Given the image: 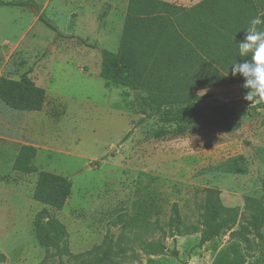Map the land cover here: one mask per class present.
Here are the masks:
<instances>
[{"label":"rangeland","instance_id":"rangeland-1","mask_svg":"<svg viewBox=\"0 0 264 264\" xmlns=\"http://www.w3.org/2000/svg\"><path fill=\"white\" fill-rule=\"evenodd\" d=\"M9 1V0H4ZM191 7L201 0H161ZM128 0H33L28 8H0V76L29 78L46 90L40 112L14 111L0 102V264H57L34 235L42 210L62 223L72 255L114 240L113 264H262L264 249L253 235L250 248L230 237L245 224L246 196L261 195L264 176V101L244 97V82L199 90L235 107L239 128L171 133L173 124L151 119L135 128L139 107L131 91L99 77L98 51L77 39L118 49ZM39 11L35 15L32 8ZM106 11L107 16L101 18ZM131 131L128 137H124ZM21 145L36 149L38 171L66 176L71 194L57 211L32 199L37 173L11 166ZM206 188L220 191L222 204L238 208L234 227L199 246V218ZM176 204L184 233L172 237ZM196 227L197 230L192 229ZM66 264H78L65 258Z\"/></svg>","mask_w":264,"mask_h":264},{"label":"trees","instance_id":"trees-1","mask_svg":"<svg viewBox=\"0 0 264 264\" xmlns=\"http://www.w3.org/2000/svg\"><path fill=\"white\" fill-rule=\"evenodd\" d=\"M33 0H0L1 7L28 8ZM107 16L106 11L101 18ZM264 21V0H202L191 7H181L161 0H128L126 16L118 49L115 52L102 49L96 41L89 42L74 35H63L43 16L38 19L57 33L58 38L77 39L82 45L99 52L101 57L99 77L106 83L128 89L139 107L137 128L151 119L162 124H173V130L160 128L154 138L171 133L182 134L192 130L203 131L220 128L236 131L240 124L235 107L213 100L210 94L196 92L244 82L241 75L232 74V66L242 63L239 43L253 27L251 21ZM264 31V23L254 26ZM30 71L18 80L0 76V102L14 111L40 112L46 102V90L30 78ZM131 131L124 137V141ZM36 149L21 145L13 160L12 171L20 174L37 173L32 199L57 211L62 210L70 194L72 184L66 177L47 171H38L32 164ZM203 212L199 218V246L204 245L231 230L238 217V208L225 207L220 191L206 188ZM245 224L230 232L250 248L248 235L252 234L264 249V176L261 195L246 196ZM169 228L172 237L184 233V227L176 204L171 208ZM34 235L47 255L57 258V264H66L65 258L78 264H113L114 240L106 239L102 246L92 251L72 255L68 248L67 231L46 210L39 212L34 221ZM192 229L197 230L196 227ZM220 260L216 264H236ZM4 259L0 253V262ZM264 264V259L262 261Z\"/></svg>","mask_w":264,"mask_h":264},{"label":"clouds","instance_id":"clouds-1","mask_svg":"<svg viewBox=\"0 0 264 264\" xmlns=\"http://www.w3.org/2000/svg\"><path fill=\"white\" fill-rule=\"evenodd\" d=\"M261 23L264 21L253 19V27L239 43L240 56L247 57L251 53V59H243L242 63L236 62L232 66V74H239L244 79L243 87L248 90L244 98L252 103L264 101V31L254 27Z\"/></svg>","mask_w":264,"mask_h":264},{"label":"water","instance_id":"water-1","mask_svg":"<svg viewBox=\"0 0 264 264\" xmlns=\"http://www.w3.org/2000/svg\"><path fill=\"white\" fill-rule=\"evenodd\" d=\"M31 8H32V10H33V12H34L35 15H38V14H39V11H38V10H36V9L33 8V7H31Z\"/></svg>","mask_w":264,"mask_h":264},{"label":"crops","instance_id":"crops-1","mask_svg":"<svg viewBox=\"0 0 264 264\" xmlns=\"http://www.w3.org/2000/svg\"><path fill=\"white\" fill-rule=\"evenodd\" d=\"M202 1V0H201Z\"/></svg>","mask_w":264,"mask_h":264}]
</instances>
